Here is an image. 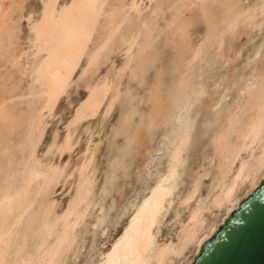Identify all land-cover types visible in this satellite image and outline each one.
<instances>
[{"label":"rangeland","instance_id":"374dc122","mask_svg":"<svg viewBox=\"0 0 264 264\" xmlns=\"http://www.w3.org/2000/svg\"><path fill=\"white\" fill-rule=\"evenodd\" d=\"M132 1L107 0L104 13L98 18L56 104L51 110L42 109L39 113L43 102L35 94L34 67L44 53L35 37L50 0H0V10H5L4 18L0 19L3 21L0 24V193L10 184L23 182V162L31 151V144L30 148L25 146L26 129L38 113L44 126L30 139L35 144L33 161L42 168L50 164L60 166L65 175L62 173L53 181L44 196L36 194L39 180L30 185V198L35 201L13 238L19 244L25 238L28 245L16 259L31 254L40 242L38 236L32 240L28 227L31 219L49 207L52 217L65 211L78 186V166L72 177L66 175L82 163L85 148L91 142L90 147L94 148L88 170L93 175L91 206L75 227V239L59 264H99L121 237L136 204L166 168L183 125L174 121L178 124H174L176 128L170 124L177 113L174 107L187 90L188 104L193 106L191 109L185 106L186 115L182 118L189 119L191 131L186 134L180 177L154 249L170 239H178L181 223L197 196L205 195L210 189L218 163V157L212 153L213 137L225 127L236 104L245 99L238 90L248 73L256 69L262 72L264 68V12L256 16L257 20L244 21L245 12L262 0H139L137 11L129 8ZM73 2L57 0L50 21L68 10ZM115 7H118L116 13L107 12ZM230 11L231 16L236 15L237 25L229 31L223 20L230 16ZM131 38L135 42L127 52ZM198 51L195 60L193 54ZM105 77L108 92L104 101L94 116L80 120L72 147L64 150V138L73 120ZM188 92L195 97L198 94L197 100ZM157 103L161 108L159 126L152 123ZM234 138L235 135L231 140ZM199 173L203 175L196 198L180 206L181 198ZM217 215V210L209 207L202 216L208 224ZM185 255L190 257L186 251L170 261L182 264Z\"/></svg>","mask_w":264,"mask_h":264},{"label":"bare ground","instance_id":"6f19581e","mask_svg":"<svg viewBox=\"0 0 264 264\" xmlns=\"http://www.w3.org/2000/svg\"><path fill=\"white\" fill-rule=\"evenodd\" d=\"M138 1L133 0L129 8L137 11L140 5ZM56 2L57 0H50L36 28L35 39L39 49L44 53L34 67V78L37 84L35 94L39 95L43 102L38 110L39 113L42 112L40 111L42 109L51 110L56 104L61 91L66 86L80 60L98 18L104 13L107 0H74L68 10L60 12L54 21L51 19V22L50 18L53 17L51 15H53L52 12ZM117 11L118 7H115L107 12L113 14ZM263 12L264 0L253 9L245 12L247 20L244 21L253 20ZM4 14L5 10L1 9L0 19ZM234 18H236V15L231 16L230 11V16L228 15L223 20L224 26L229 31L237 25V20L235 22ZM1 21L0 24L3 22ZM134 38L128 41L129 44L126 42L129 47H127V52L132 48L135 42ZM198 53L199 51L193 54L195 60ZM255 54L257 55L258 51ZM252 67L255 68V66ZM258 70H253L250 72L251 74L248 73L249 75L246 73L248 76L239 88L240 90H238L240 91V97L244 95L245 99L236 104L229 118L227 116L228 119L225 118L228 121L225 127L218 133L216 138L213 137L215 140L212 153L218 157V163L210 189H207L205 195L197 196L204 171L202 174L197 175L188 192L180 200V206H185L197 196L185 220L181 223V234H179L178 239L176 241L170 239L154 249L159 227L165 219L169 204H171L172 192L175 190V185L180 177L184 162H182L181 154H183L182 150L185 143H187L186 134L189 135V129L192 126L191 123L187 122L189 119L183 120L185 114L183 110H186L185 106L188 107V103H190V96L186 93L188 90H184L182 97L176 101V106L174 105L177 113L175 117L173 116L174 119L170 124H173L172 127H176L174 124L178 126L177 123L183 125L178 133L179 138L177 137L171 154H169L171 158L166 168L155 178L154 183L147 189V194L136 204L121 237L118 241L116 240L117 243L112 246L113 248L106 253L99 264H172L171 257L183 255L186 251L190 257L185 255L183 258L181 256L183 261L181 262L182 264H190L202 243L216 232L230 212L261 183L264 179V68H262V72ZM106 78L93 90L80 114L73 120L71 129L64 138V150L72 147L74 131L80 120L86 116H94L100 108L108 92ZM196 97L193 96L194 100H197ZM159 105L158 103L155 105L152 118V123L156 126L159 124L158 118L161 113ZM190 106L192 108L193 104ZM175 109L172 115H174ZM39 113L31 118L26 129L25 146L31 144V148L28 147L31 151H29L30 154L27 160L23 162L24 169L22 170L25 171L23 182L20 179L22 183H18L19 185L13 183V185L7 186L6 184L7 188L0 193V264H59L63 261V255L73 242L75 227L83 221L91 206L90 195L93 175L88 170L94 148L90 147V142L85 148V158L82 163L76 165L66 175L67 178L72 177L78 166V186L65 211L60 216L52 217L50 207H45L46 209L42 208L45 210L41 215L37 214L38 217L33 216L34 219H29L28 227L32 240L34 236H38L40 242L32 251L33 253H26L27 256L22 257L23 259H16L19 254L22 256V252L26 250L28 245L25 238L20 244L15 243L13 238L16 228L35 201L32 200L34 198H30V185L33 181L39 180L38 185L36 183L39 187L36 194H43L44 196L50 184L57 181L62 173L64 175V170L60 166L50 164L42 168L35 160L33 161L35 144H32L30 139H32L31 136L35 131L41 132L44 126ZM233 135H235V138L232 141ZM209 207L215 208L218 215L208 224H205L202 215ZM10 246L13 249L15 248L13 253L10 251ZM9 254L13 257H10Z\"/></svg>","mask_w":264,"mask_h":264},{"label":"water","instance_id":"95a60500","mask_svg":"<svg viewBox=\"0 0 264 264\" xmlns=\"http://www.w3.org/2000/svg\"><path fill=\"white\" fill-rule=\"evenodd\" d=\"M190 264H264V179L202 243Z\"/></svg>","mask_w":264,"mask_h":264}]
</instances>
